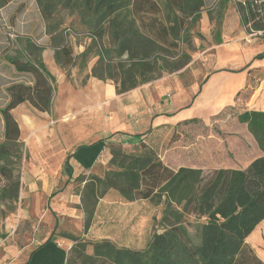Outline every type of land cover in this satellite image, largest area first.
Instances as JSON below:
<instances>
[{
    "label": "crops",
    "instance_id": "crops-1",
    "mask_svg": "<svg viewBox=\"0 0 264 264\" xmlns=\"http://www.w3.org/2000/svg\"><path fill=\"white\" fill-rule=\"evenodd\" d=\"M240 1L204 0L197 19L192 21L189 17L184 25L186 30L190 26L189 40L195 45V49L188 52L180 49L181 36L177 38L171 33L173 22L168 19L161 1L132 0L137 25L168 49L162 55L169 61L186 63L173 71L163 67L159 78L124 93L117 92L113 79L103 80L91 74L97 57L92 58L89 70L79 75L80 79L74 65L62 67L56 60L55 47L46 33L43 17L30 31L18 35L19 41L10 53L22 62L40 58L53 77V96L47 111L37 109L29 101L12 109L20 127L19 139L25 143L28 153L22 162L20 194L31 204L20 218H30L31 226L8 236L7 241L2 238L3 233L0 234V264H67L74 241L58 232L60 229L74 235L77 232L72 231L71 223L62 226L60 217L82 223L84 213L77 207L81 202L70 189L79 175L102 174L110 169V143L131 149L143 141L156 149L167 165L193 167V164H179L182 159L178 157V146L183 143L184 123L193 126L217 121V117L231 108L238 112L264 110L259 96L264 79L255 88L252 85L257 76L255 72L264 71L261 65L264 58L255 60L262 53L264 43L247 41L238 8ZM90 40L87 35L80 52ZM70 42L72 44V39ZM37 47L41 49L36 50ZM4 48L0 49V109L10 100L8 86L18 82L34 85L35 82L30 73L15 69L9 60L11 56H6L9 51ZM184 54L187 57L184 58ZM11 68L22 74L16 82H8L6 72ZM26 78L28 80H24ZM244 105L247 107L239 108ZM192 119L198 121L190 122ZM0 128L4 133L1 112ZM246 137L254 139L249 131ZM255 144L256 149L244 166L221 165L213 169L247 167L262 155L256 141ZM182 147L184 154L194 150L191 145ZM67 160L72 167V177L66 171ZM60 181L65 185L59 193ZM106 195L123 198L114 190ZM62 200L67 203L57 207ZM247 241L264 261V220Z\"/></svg>",
    "mask_w": 264,
    "mask_h": 264
},
{
    "label": "trees",
    "instance_id": "trees-1",
    "mask_svg": "<svg viewBox=\"0 0 264 264\" xmlns=\"http://www.w3.org/2000/svg\"><path fill=\"white\" fill-rule=\"evenodd\" d=\"M12 1L0 0V9ZM36 1L46 33L55 47L56 60L62 67L76 62L64 28L65 15L69 14L76 17L91 37V42L79 54L81 65L87 67L89 60L97 57L91 74L103 80L113 79L118 93L159 78L163 67L173 71L186 63L184 60L169 61L162 55L168 49L137 25L132 0ZM159 1L173 22L171 33L185 41L184 25L189 17L192 21L197 19L204 0ZM255 1L242 0L238 8L243 25L251 24L253 30H260L264 29V15L259 9L264 11V3L259 6ZM263 58L264 53L256 56L259 60ZM9 60L17 71L30 73L35 79L34 85L18 82L8 86L10 100L0 109L4 120L0 180H6L0 188V201L10 203L13 210V202L18 201L21 189L14 164L22 158L23 145L12 109L29 101L41 111L49 110L53 77L38 57L27 62L16 57ZM233 115L246 124L262 151V155L245 168H216L205 174L197 167L167 165L158 151L143 141L131 149L120 143H110V169L103 176L92 175L86 179L81 174L77 177L86 181L81 195L87 216L85 231L98 201L111 190L128 201L148 200L162 205L161 229L154 231L147 246L141 249L120 247L110 239L85 240L61 231L62 236L74 241L67 264H264L247 241L264 220V110L234 111ZM66 171L72 177L69 160ZM90 245L92 251L88 252Z\"/></svg>",
    "mask_w": 264,
    "mask_h": 264
},
{
    "label": "rangeland",
    "instance_id": "rangeland-1",
    "mask_svg": "<svg viewBox=\"0 0 264 264\" xmlns=\"http://www.w3.org/2000/svg\"><path fill=\"white\" fill-rule=\"evenodd\" d=\"M41 19L42 15L36 0H13L0 10V49L5 47L4 50L9 51L6 55L7 57H13L12 51L15 49L16 43L20 38L18 35L30 31L34 25H38ZM64 28L67 31L68 40L71 41L72 39V44L71 42L70 44L72 45L73 54L76 59L73 67H75L78 79H80L79 75H85V72H87L90 68L89 66L92 63V58L94 59V57H92L88 62V66L83 67L81 65V59L78 58L81 53L80 45H84L85 37L87 36L86 31L84 30V27L80 25L76 17L69 14L65 15ZM189 28L190 26H188V30L185 31L187 39H185V41L180 40L181 51L187 50L188 52H191L195 49L194 43L189 40ZM244 29L246 31L247 41L252 43L256 42L258 44L264 43V32L253 34L250 30L248 31L246 29L245 25ZM180 35H182V33H180ZM90 42H88V44ZM261 52L264 53V48ZM261 65H264V61H262ZM6 73L8 75V82H16L20 75H22L17 74L14 70H12V68L11 71L8 70ZM255 73L257 75L255 83L252 82L254 88L264 79V71L261 72L259 70ZM24 80H28V78ZM249 92L250 91L248 90L246 96H248ZM259 96L260 104L264 107V83L259 91ZM1 98L3 99V97ZM246 107L247 105H244L239 108ZM233 112V109H229L221 116L217 117L219 120L209 121L207 124L199 122L193 126L186 125L182 129L183 143L178 146V150L180 151V153L178 152V157L182 159L179 164H193L195 165L193 167L203 169L205 174H209L208 172L216 166L231 165L240 167L247 164L251 159L254 152L253 150L256 149L255 140L253 138L246 137V134L248 133L246 126L239 123L237 117L233 115ZM3 140L4 135L0 128V141ZM20 144L23 145V147H21L22 158L18 163L14 164V174L22 180V162L28 156V153L25 143L20 141ZM188 145L194 147V150L190 153L187 152L184 154L182 146ZM185 155H189L191 158H186L187 156ZM84 175L86 176V179H89L92 175L103 176L104 173H89ZM85 182L86 181L82 182L75 178L72 188L70 189V191L74 192V195L78 197L77 201L81 202L80 205L76 206L84 213L82 223L70 220L63 216L60 217L62 226L69 225L71 223L73 226L72 231L75 233L77 232L75 235L82 236L85 240L110 239L120 247L141 249L147 246L153 232L161 229L159 220L163 212L162 205H156L148 200L129 202L124 198H117L113 195H104L101 197L102 200L99 206L97 204L95 211L93 212V216L90 219V224L85 231L84 226L87 216L83 207L81 196ZM5 184L6 180L1 178L0 188ZM64 185L65 183L63 181L59 182L57 187L59 189V193L64 190ZM23 189H26V185H24ZM68 198L70 199V196ZM13 203L15 204V208L12 210L10 203L0 201V234L3 233L2 238H5V241H7L8 236L24 232L27 227L31 226L29 220L30 218L27 220L20 218L25 208L30 209L29 205L31 203L29 201H25L24 198L21 197V194L19 195L18 201ZM65 203L67 202L62 200L61 202L55 204L58 207L59 205L61 206ZM61 231L62 229H60L58 233ZM87 251H92L91 245L88 246Z\"/></svg>",
    "mask_w": 264,
    "mask_h": 264
},
{
    "label": "built area",
    "instance_id": "built-area-1",
    "mask_svg": "<svg viewBox=\"0 0 264 264\" xmlns=\"http://www.w3.org/2000/svg\"><path fill=\"white\" fill-rule=\"evenodd\" d=\"M255 3L259 6H261L263 3H264V0H256ZM261 11V15H264V11H262L261 9H259ZM246 29L251 33L253 34H256V33H263L264 32V29H260V30H253L251 28V24H248V25H245Z\"/></svg>",
    "mask_w": 264,
    "mask_h": 264
}]
</instances>
